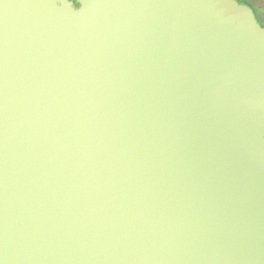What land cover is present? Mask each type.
Segmentation results:
<instances>
[{
	"label": "water",
	"instance_id": "water-1",
	"mask_svg": "<svg viewBox=\"0 0 264 264\" xmlns=\"http://www.w3.org/2000/svg\"><path fill=\"white\" fill-rule=\"evenodd\" d=\"M0 0V264H264V27L237 0Z\"/></svg>",
	"mask_w": 264,
	"mask_h": 264
},
{
	"label": "rangeland",
	"instance_id": "rangeland-1",
	"mask_svg": "<svg viewBox=\"0 0 264 264\" xmlns=\"http://www.w3.org/2000/svg\"><path fill=\"white\" fill-rule=\"evenodd\" d=\"M237 1L241 2V0H237ZM243 2L244 3L246 2V4L254 10L256 14V18L258 22L261 24V21L264 20V0H243Z\"/></svg>",
	"mask_w": 264,
	"mask_h": 264
},
{
	"label": "flooded vegetation",
	"instance_id": "flooded-vegetation-1",
	"mask_svg": "<svg viewBox=\"0 0 264 264\" xmlns=\"http://www.w3.org/2000/svg\"><path fill=\"white\" fill-rule=\"evenodd\" d=\"M69 1H71V4H72L73 7H78L79 6L78 3H77V0H69ZM242 3H244V2H242ZM244 4H246V3H244ZM253 12H254V10H253ZM254 14H255V12H254ZM255 17H256V14H255Z\"/></svg>",
	"mask_w": 264,
	"mask_h": 264
},
{
	"label": "snow or ice",
	"instance_id": "snow-or-ice-1",
	"mask_svg": "<svg viewBox=\"0 0 264 264\" xmlns=\"http://www.w3.org/2000/svg\"><path fill=\"white\" fill-rule=\"evenodd\" d=\"M241 2H243V0H241ZM262 26H264V20L261 21Z\"/></svg>",
	"mask_w": 264,
	"mask_h": 264
},
{
	"label": "trees",
	"instance_id": "trees-1",
	"mask_svg": "<svg viewBox=\"0 0 264 264\" xmlns=\"http://www.w3.org/2000/svg\"><path fill=\"white\" fill-rule=\"evenodd\" d=\"M246 3V2H245ZM262 11V10H261Z\"/></svg>",
	"mask_w": 264,
	"mask_h": 264
}]
</instances>
